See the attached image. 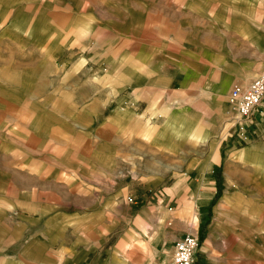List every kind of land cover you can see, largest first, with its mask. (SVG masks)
<instances>
[{
	"label": "crops",
	"instance_id": "crops-1",
	"mask_svg": "<svg viewBox=\"0 0 264 264\" xmlns=\"http://www.w3.org/2000/svg\"><path fill=\"white\" fill-rule=\"evenodd\" d=\"M260 74L264 0H0V264H84L70 223L105 205L116 210L110 224L126 225L108 264H136L143 246L151 258L137 264L173 251L184 231L161 204L179 206L194 175L188 201L208 215L225 159L214 113L228 81ZM260 107L257 138L232 158L254 177L264 176ZM121 176L150 193L135 214L123 206L132 178L119 186ZM232 192L219 204L241 198Z\"/></svg>",
	"mask_w": 264,
	"mask_h": 264
},
{
	"label": "rangeland",
	"instance_id": "rangeland-1",
	"mask_svg": "<svg viewBox=\"0 0 264 264\" xmlns=\"http://www.w3.org/2000/svg\"><path fill=\"white\" fill-rule=\"evenodd\" d=\"M253 80H247L245 83H232L228 81V84H232V86L230 91L221 97V100H225V106L222 103V115L216 111L214 113L211 123L215 133L213 140L219 139L223 142L221 146L225 159H222L221 164L214 171L213 178L216 181L215 199L208 209V215L201 220L199 209L196 211L190 205V201H188L190 192H186L185 188H188L197 178L194 175L187 177V181H183L179 185L181 188L177 193L181 196L179 206L178 201L175 200L176 198L174 200L167 198L164 199L159 209L161 211L159 214L172 216V219L176 220L175 229L181 228L184 231V235L194 233L199 236L201 246L197 254L196 264H264V176H250L248 170L255 173L250 166L244 167V171H239L236 161H232V158L236 157V152L242 150L257 138L256 120L261 107L258 108L253 123L246 126L245 130H243L236 123V107L230 100V93L234 87L246 86ZM147 122H150V120ZM141 162L142 165L145 163V161ZM121 164L124 168L135 166L132 159L123 160ZM139 164L138 162V166ZM129 178H132L128 184L130 191L125 194L126 199L123 202V206L126 207L128 204L130 207H133L132 211L135 214L139 207L148 201L150 193L147 198H144L142 195L143 188L138 184L137 179L134 180V177H119V186L127 185L126 180ZM254 181L258 187H255ZM170 183L171 181L165 187L169 186ZM228 188L234 191L232 195L237 194L241 196L240 206H237V204L241 198L236 199L234 197L227 205L225 203L219 204L225 190H228ZM159 190H163L164 194H167V190L169 191L167 188L164 189L163 186L156 189V192L161 194L162 197L163 195ZM109 193L108 188L104 187L102 193H100L101 198H108ZM151 194H154V192ZM90 196L93 195L90 194ZM129 198H132L134 202H130ZM217 204L219 205L217 206ZM214 206H216V210ZM80 210L87 212L88 215L95 209L84 208ZM98 211L100 212V218L87 216L84 220L70 223L68 231L70 241L72 244L76 241L81 244L79 250L83 249L85 251V255L83 256L84 264H108L115 262L117 256L111 252L110 248L115 245L119 234L123 233L126 226L124 224L115 226L108 222L112 212H116L109 205L103 206ZM130 213L131 211L128 214ZM118 215H126L125 209L119 208ZM177 221L181 223H177ZM165 226H167L166 223H163L162 234H165V229L168 230ZM113 227L114 229H112ZM148 239H144L146 243H149ZM149 250L146 246H143V251L145 252L144 254H139L140 250L135 248L133 253H131L134 262L137 264L141 259L151 258ZM162 251L154 264H170L174 250L162 249ZM74 253H76L75 248L70 250L71 255ZM113 255L114 261L112 259ZM117 260L121 263L120 259Z\"/></svg>",
	"mask_w": 264,
	"mask_h": 264
},
{
	"label": "built area",
	"instance_id": "built-area-1",
	"mask_svg": "<svg viewBox=\"0 0 264 264\" xmlns=\"http://www.w3.org/2000/svg\"><path fill=\"white\" fill-rule=\"evenodd\" d=\"M264 99V74L256 77L246 86H236L230 93V100L236 107V123L245 130L253 123L258 108ZM130 202H134L129 198ZM201 246L197 234L187 233L176 244L170 264H196Z\"/></svg>",
	"mask_w": 264,
	"mask_h": 264
}]
</instances>
